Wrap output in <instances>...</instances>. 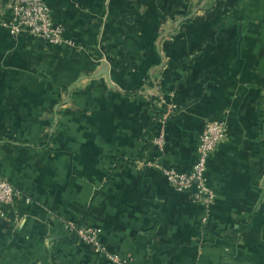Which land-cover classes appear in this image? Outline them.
Returning a JSON list of instances; mask_svg holds the SVG:
<instances>
[{
    "label": "crops",
    "instance_id": "1",
    "mask_svg": "<svg viewBox=\"0 0 264 264\" xmlns=\"http://www.w3.org/2000/svg\"><path fill=\"white\" fill-rule=\"evenodd\" d=\"M46 2L60 44L0 25V264L110 263L68 223L129 264H264V0ZM211 119L206 211L139 162L189 170Z\"/></svg>",
    "mask_w": 264,
    "mask_h": 264
},
{
    "label": "built area",
    "instance_id": "2",
    "mask_svg": "<svg viewBox=\"0 0 264 264\" xmlns=\"http://www.w3.org/2000/svg\"><path fill=\"white\" fill-rule=\"evenodd\" d=\"M0 25L7 28L12 35L26 31L34 38L51 45L60 44L64 40L63 28L53 22L51 9L46 0H0ZM226 131L224 120L206 121L198 137L195 161L189 170L181 171L174 167L163 166L148 158H142L139 163L142 166L157 167L175 190L189 191L193 201L201 204L208 211L214 204L215 192L207 180V162L209 156L223 140ZM152 142L159 150H162L165 144L164 131L160 130ZM21 195L17 187L0 175L1 218L15 217L14 204ZM66 229L78 240L105 254L109 264H129L117 255L107 252L99 240V229L96 226L68 223Z\"/></svg>",
    "mask_w": 264,
    "mask_h": 264
}]
</instances>
